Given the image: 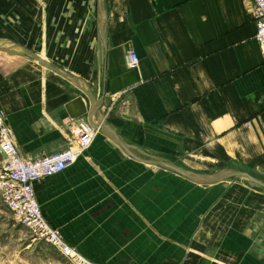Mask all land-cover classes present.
<instances>
[{"label": "crops", "instance_id": "crops-1", "mask_svg": "<svg viewBox=\"0 0 264 264\" xmlns=\"http://www.w3.org/2000/svg\"><path fill=\"white\" fill-rule=\"evenodd\" d=\"M104 8L101 36L97 0H0V41L26 49L47 17L60 18L54 47L75 51L55 63L81 82L0 51V103L19 153L35 159L73 145L72 129L89 123L84 90L101 102L94 121L131 153L99 129L73 163L34 184L44 218L97 264H264L263 187L245 178L199 184L147 162L264 182V50L252 1ZM49 262L68 264L54 254Z\"/></svg>", "mask_w": 264, "mask_h": 264}, {"label": "built area", "instance_id": "built-area-1", "mask_svg": "<svg viewBox=\"0 0 264 264\" xmlns=\"http://www.w3.org/2000/svg\"><path fill=\"white\" fill-rule=\"evenodd\" d=\"M256 13V40L264 50V0H251ZM138 57L130 52L127 66L138 64ZM1 97V90H0ZM97 129L79 121L72 129L73 145L58 152L35 158H24L14 142V134L7 123V115L0 103V198L14 219L26 226L35 237L44 240L69 264H97L82 256L59 231L48 223L36 199L34 184L62 172L90 146Z\"/></svg>", "mask_w": 264, "mask_h": 264}, {"label": "rangeland", "instance_id": "rangeland-1", "mask_svg": "<svg viewBox=\"0 0 264 264\" xmlns=\"http://www.w3.org/2000/svg\"><path fill=\"white\" fill-rule=\"evenodd\" d=\"M46 19L48 20L46 30L38 34L36 43L33 46L30 44L28 50L46 57L56 66H59V64L55 62L57 61L60 63L62 59L61 65L63 67L67 64L69 58H72V53L75 49H56L54 47L57 41V31H59L57 37L64 31V27L62 26L63 23L60 22V18L57 17H47ZM70 23V21H67L68 25H70ZM44 37H46L45 40ZM70 37H72V34L66 37L63 43L70 40ZM25 60L33 62L29 60V58H25ZM1 202L6 208L2 200ZM50 254H54L61 258L54 247L44 240L35 237L26 226L17 222L13 214L6 208V214L0 219V264H50Z\"/></svg>", "mask_w": 264, "mask_h": 264}, {"label": "water", "instance_id": "water-1", "mask_svg": "<svg viewBox=\"0 0 264 264\" xmlns=\"http://www.w3.org/2000/svg\"><path fill=\"white\" fill-rule=\"evenodd\" d=\"M104 20H105L104 0H97V24H98V27L100 29L101 36H103ZM0 51L29 57V58L35 60L36 62H38L44 68H47L51 71L56 72L57 74L63 76L64 78L72 81L75 84H81V82L77 78H75L74 76H72L71 74L66 72L65 70L49 63L45 58L41 57L40 55H38V54H36V53L26 49V48H23L17 44L7 42V41H0ZM84 91L88 95L91 105L88 108V110L85 109L82 112V114H86L87 120L93 128H95L97 130L105 129L108 131L109 129L105 123L103 124V122H96L93 119L94 114L97 112V110L101 106L100 105L101 102L97 103L96 100L95 101L93 100L94 98L92 97L90 92H88L86 90H84ZM110 132L111 131L109 130V133ZM111 138L118 146H120V148H122V150H124V152L126 154L131 155L127 146L123 142H121L118 138H115L113 133L111 134ZM147 162L149 164H154V165L169 169V170L177 173L178 175H181V176H183L189 180H192L196 183H199V184L209 185V184H214L217 182L225 181V180H228L230 178H245V179L249 180L250 182H253V183L264 188V182L254 178L253 176H251L247 172H243L240 170H221V171L216 172L214 174L206 175V174H199V173H195V172L186 170V169H184V168H182V167H180V166H178L172 162H166L163 160H156L155 159L154 161H147Z\"/></svg>", "mask_w": 264, "mask_h": 264}]
</instances>
